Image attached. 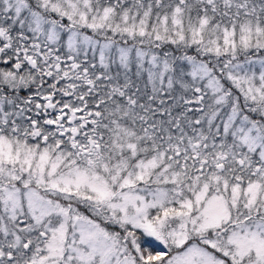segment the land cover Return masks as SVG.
<instances>
[{"label":"snow or ice","instance_id":"6c2138e0","mask_svg":"<svg viewBox=\"0 0 264 264\" xmlns=\"http://www.w3.org/2000/svg\"><path fill=\"white\" fill-rule=\"evenodd\" d=\"M0 264H264V0H0Z\"/></svg>","mask_w":264,"mask_h":264}]
</instances>
